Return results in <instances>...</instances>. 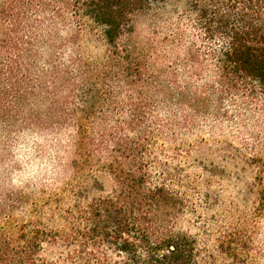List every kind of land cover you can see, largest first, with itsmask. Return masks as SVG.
I'll return each instance as SVG.
<instances>
[{"label":"trees","instance_id":"trees-1","mask_svg":"<svg viewBox=\"0 0 264 264\" xmlns=\"http://www.w3.org/2000/svg\"><path fill=\"white\" fill-rule=\"evenodd\" d=\"M139 16L162 30L143 47ZM263 96L264 0H0V141L70 132V182L112 181L63 185L49 210L9 196L0 264H198L180 229L189 201L158 152L227 100Z\"/></svg>","mask_w":264,"mask_h":264},{"label":"rangeland","instance_id":"rangeland-1","mask_svg":"<svg viewBox=\"0 0 264 264\" xmlns=\"http://www.w3.org/2000/svg\"><path fill=\"white\" fill-rule=\"evenodd\" d=\"M161 32L158 20L139 16L133 42L143 47ZM224 112L199 116L192 131L161 145L157 156L172 174L173 188L189 201L180 229L197 240L198 264H264V96L249 106L227 100ZM70 134L24 132L0 141V203L20 196L26 207L37 203L49 210L51 192L63 185L110 190L111 178L98 169L70 182ZM14 216L26 219L25 208Z\"/></svg>","mask_w":264,"mask_h":264},{"label":"clouds","instance_id":"clouds-1","mask_svg":"<svg viewBox=\"0 0 264 264\" xmlns=\"http://www.w3.org/2000/svg\"><path fill=\"white\" fill-rule=\"evenodd\" d=\"M61 155H63V153H61ZM49 183H51V181H49Z\"/></svg>","mask_w":264,"mask_h":264}]
</instances>
